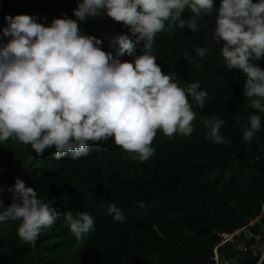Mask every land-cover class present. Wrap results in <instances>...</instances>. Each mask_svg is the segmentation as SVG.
I'll use <instances>...</instances> for the list:
<instances>
[{
    "label": "trees",
    "instance_id": "trees-1",
    "mask_svg": "<svg viewBox=\"0 0 264 264\" xmlns=\"http://www.w3.org/2000/svg\"><path fill=\"white\" fill-rule=\"evenodd\" d=\"M215 3L218 6V0ZM75 7L76 0H0V27L5 26V14L34 15L45 25L63 15L75 19ZM190 16L186 11L185 17ZM205 19L207 30L175 28L172 35L162 30L152 48L162 72L170 73L180 87L199 81L208 93L204 108L195 109L189 137L174 134L169 139L157 129L151 142L154 152L145 161L111 139L90 144L88 155L78 160L56 159L53 148L37 156L30 145L13 138L0 142V185H11L19 177L58 212L86 211L94 217V231L80 242L62 216L34 244L18 237L19 221H9L0 227V264H218L231 258L256 264L258 258L218 243L220 233L233 232L260 213L264 124L252 142L243 141L241 124L254 111L250 98L242 94L244 77L226 67L221 42L211 39L215 12ZM78 23L82 33L102 40L105 51L113 49V37L128 35L106 15ZM128 38L140 54L141 45ZM198 46L211 49L206 58L195 55ZM256 63L264 66V61ZM210 115L225 121L220 133L231 143L205 139L202 119ZM3 198L9 203L8 193ZM109 202L123 210L124 220L112 218ZM260 223L264 212L249 228L257 229Z\"/></svg>",
    "mask_w": 264,
    "mask_h": 264
},
{
    "label": "clouds",
    "instance_id": "clouds-1",
    "mask_svg": "<svg viewBox=\"0 0 264 264\" xmlns=\"http://www.w3.org/2000/svg\"><path fill=\"white\" fill-rule=\"evenodd\" d=\"M186 11L190 17H185ZM72 12L75 19L63 15L47 25L34 15H4L0 142L13 138L30 145L37 156L53 148L56 159L78 160L88 155L90 144L111 139L145 161L154 152L151 142L157 129L169 139L174 134L189 137L195 109L204 108L208 93L199 81L180 87L170 73L162 72L152 48L162 30L169 35L175 28L207 30L205 17L213 12L211 39L221 42L219 53L226 67L243 74L242 94L254 110L241 124L242 139L250 143L261 131L264 66L256 62L264 61V0H218V6L215 0H76ZM105 15L127 29L141 45L140 54L128 35L113 37V49L105 51L99 37L81 32L79 21ZM210 51L194 49L201 59ZM125 55L131 59L122 60ZM202 123L205 139L231 143L220 133L223 119L210 115ZM107 212L114 220H124L114 202L108 203ZM61 216L77 242L94 231L91 214L58 212L19 177L11 185H0V227L19 221L16 232L25 243L34 244Z\"/></svg>",
    "mask_w": 264,
    "mask_h": 264
},
{
    "label": "built area",
    "instance_id": "built-area-1",
    "mask_svg": "<svg viewBox=\"0 0 264 264\" xmlns=\"http://www.w3.org/2000/svg\"><path fill=\"white\" fill-rule=\"evenodd\" d=\"M256 221H252L233 232L220 233V242L218 246L230 245L234 250L245 252L250 258H259L264 252V224L260 223L257 229L249 228ZM218 264H244L241 259H224Z\"/></svg>",
    "mask_w": 264,
    "mask_h": 264
},
{
    "label": "rangeland",
    "instance_id": "rangeland-1",
    "mask_svg": "<svg viewBox=\"0 0 264 264\" xmlns=\"http://www.w3.org/2000/svg\"><path fill=\"white\" fill-rule=\"evenodd\" d=\"M7 143H8V140H7ZM4 203H5V205L8 204L6 201H4ZM263 212H264V202H263V204H262V207H261L260 213H259L254 219L250 220V221L248 222V224L251 223L252 221H256V220L258 221V220L261 218ZM248 224H247V225H248ZM234 231H235V230H234Z\"/></svg>",
    "mask_w": 264,
    "mask_h": 264
},
{
    "label": "water",
    "instance_id": "water-1",
    "mask_svg": "<svg viewBox=\"0 0 264 264\" xmlns=\"http://www.w3.org/2000/svg\"><path fill=\"white\" fill-rule=\"evenodd\" d=\"M256 264H264V252L260 255Z\"/></svg>",
    "mask_w": 264,
    "mask_h": 264
}]
</instances>
